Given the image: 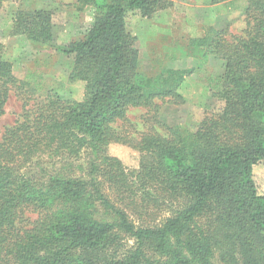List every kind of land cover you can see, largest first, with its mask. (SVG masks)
<instances>
[{
    "label": "trees",
    "instance_id": "16d2710c",
    "mask_svg": "<svg viewBox=\"0 0 264 264\" xmlns=\"http://www.w3.org/2000/svg\"><path fill=\"white\" fill-rule=\"evenodd\" d=\"M14 1L0 0V10ZM246 1L241 33L209 27L189 39L201 61L213 54L224 62L214 93L223 105L193 131L158 118L163 104L184 102L179 87L193 69L141 71L126 27L128 12L150 17L171 0L73 3L92 7L93 22L56 49L73 55L68 81L84 83L83 97L25 91L20 114L0 135V264H264V191L253 177L264 160V0ZM53 15L17 10L12 27L49 43ZM28 84L0 43V116L10 90ZM138 107L146 129H120ZM112 142L139 154L137 168L108 154ZM83 153L85 176L53 171L39 186L30 174L42 155Z\"/></svg>",
    "mask_w": 264,
    "mask_h": 264
},
{
    "label": "rangeland",
    "instance_id": "374dc122",
    "mask_svg": "<svg viewBox=\"0 0 264 264\" xmlns=\"http://www.w3.org/2000/svg\"><path fill=\"white\" fill-rule=\"evenodd\" d=\"M75 1L17 0L6 2L0 10V43L5 58L12 62L16 77L29 80L26 90H10L5 112L0 116V135L20 114L25 91L33 97L44 96L49 89L76 100L83 97L84 83L68 81L73 55H64L56 49L58 45L81 38L93 22V8L85 6L78 9L73 5ZM246 3V0H227L217 4H211L210 0H171L169 7L158 9L150 17H143L136 11L127 13L126 27L136 36L141 71L150 74L163 66L193 69L179 87L184 102L163 104L159 109L158 118L162 123L193 131L204 115L220 110L223 100L214 93L224 62L213 54H208L201 61V52L189 49V39L203 36L209 27L241 33L245 27ZM36 9H48L54 13L49 43H33L23 33L14 32L12 27L17 10ZM145 114V108H131L127 114L128 122L119 121L116 125L132 134L143 131L148 125ZM107 150L108 154L118 157L126 169L137 168L139 154L134 149L112 142ZM89 159V153L78 158L61 154L42 155L31 166L30 174L39 186L48 182V175L53 171L85 176ZM253 177L258 191L263 192L264 160L253 165ZM166 212L164 210L160 217ZM159 218L156 217L155 222ZM213 260L219 264L215 258Z\"/></svg>",
    "mask_w": 264,
    "mask_h": 264
},
{
    "label": "crops",
    "instance_id": "0c3cea01",
    "mask_svg": "<svg viewBox=\"0 0 264 264\" xmlns=\"http://www.w3.org/2000/svg\"><path fill=\"white\" fill-rule=\"evenodd\" d=\"M15 4V3H14ZM217 4V3H216ZM17 5V4H16Z\"/></svg>",
    "mask_w": 264,
    "mask_h": 264
}]
</instances>
